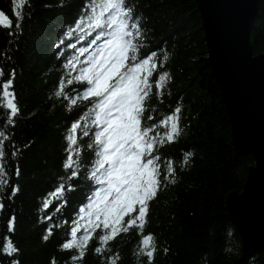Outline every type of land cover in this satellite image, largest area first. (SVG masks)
Masks as SVG:
<instances>
[{"label":"trees","instance_id":"obj_1","mask_svg":"<svg viewBox=\"0 0 264 264\" xmlns=\"http://www.w3.org/2000/svg\"><path fill=\"white\" fill-rule=\"evenodd\" d=\"M84 2L31 0L30 7L22 8V32L9 36V29L0 27L3 79H8L9 70L15 68L14 90L20 109L15 126L10 129L15 148L11 142L5 145L9 187L3 190L6 208L0 214V264H11L13 259L19 264H52L53 258L55 264H111L108 258L117 253L116 264H147V257L134 255L142 235L147 234L154 236L157 246L154 264H264V251H244L238 229L225 208V198L243 190L249 167L255 162L250 154L235 157L231 123L207 60L196 0H137L136 6L148 30V48L143 52L155 50L161 58L164 52L170 54L162 70L169 71L171 79L162 97L153 89L150 104L155 119L148 123H158L177 105L182 108V134L172 142L165 139L163 145H157L161 172L166 173L167 161L171 160L176 183H166L150 201L143 233L135 227L120 233L109 242L110 250L102 254L94 252L99 242L93 237L83 259L75 262L69 258L76 250L60 247L70 238L71 222L78 206L85 202L86 185L90 182L81 171L80 177L71 181L76 190L65 193L68 203L59 212L55 211L59 200H53L48 209L43 208V201L57 186L58 178L67 174L63 169L67 130L88 105L87 101L78 100L69 110L70 101L55 96L60 79L68 71L64 56L57 53L60 49H64V55L72 52L64 45L59 49L56 45L61 38L65 44L76 43L74 38L64 37L63 32L66 26L74 25ZM14 7L13 0H0V10L15 21ZM252 47L255 55L264 54V0L259 1ZM4 49H9L11 60H5ZM78 87L65 85L69 94ZM3 115L0 108V117ZM3 124L0 119V126ZM156 131L162 134L165 128L160 126ZM89 141L90 136L79 135L84 162L93 158L87 148ZM13 150H18L15 156ZM188 152L193 156L185 163ZM16 167L19 176L15 175ZM17 185L19 191L11 197V188ZM13 214L14 231L9 232L7 220ZM47 215H52V221L44 218ZM50 224L55 226L53 234L45 241L43 236ZM8 239L19 250L11 256L2 251Z\"/></svg>","mask_w":264,"mask_h":264},{"label":"snow or ice","instance_id":"obj_2","mask_svg":"<svg viewBox=\"0 0 264 264\" xmlns=\"http://www.w3.org/2000/svg\"><path fill=\"white\" fill-rule=\"evenodd\" d=\"M13 4L15 21L0 10V27L9 29V36L23 31L22 8L30 7L31 0H13ZM136 6L137 0H85L74 25L66 26L63 32L64 37L74 38L76 43L65 44L61 38L56 45L58 49L64 45L72 52L64 55V49H60L57 53L64 56V68L68 71L60 79L55 96L69 100V110L78 100L88 102L86 110L71 122L65 136L67 155L63 169L67 174L58 178L57 186L47 194L42 205L48 209L53 200H59L61 203L55 209L59 212L68 203L65 193L76 190L77 186L71 181L84 171V178L90 182L86 185L85 202L78 206L76 218L71 222L70 238L60 245L63 250H76L69 258L73 262L83 259L93 237L99 242L94 252L102 254L120 233H127L133 227L143 233L150 201L166 183H176L171 160L167 161L166 173L162 174L157 145H163L165 139L172 142L182 134V108L177 105L158 123H148L155 119L150 104L153 89L162 97L171 79L170 72L162 70L170 54L164 52L161 58L158 51L143 52L148 48V30ZM86 37L91 39L86 40ZM81 41L85 42L84 46L78 47ZM8 53L9 49L3 50L6 61L12 59ZM4 75L5 69L0 66V108L4 110L0 117L4 120L0 126V214L6 208L3 190L9 187L5 145L11 142L15 148L10 129L15 126V117L20 112L14 90L15 68L9 70L8 79H3ZM66 84L79 87L69 94ZM160 126L165 128L162 134L156 131ZM80 134L90 136L87 143L93 153L90 162L81 160L84 146L78 142ZM17 151L13 150L12 155ZM192 156V152L186 153L185 163ZM19 174L16 167L15 175ZM18 191V185L12 187L11 197ZM44 218L53 219L52 215ZM14 222L13 214L7 220L9 232L14 231ZM53 227L50 224L46 229L45 241L53 234ZM156 250L154 236L142 235L134 255L145 256L147 264H154ZM2 251L11 256L19 250L8 239ZM117 256L118 253L108 258L111 264H116ZM11 264H19V260L13 259Z\"/></svg>","mask_w":264,"mask_h":264},{"label":"water","instance_id":"obj_3","mask_svg":"<svg viewBox=\"0 0 264 264\" xmlns=\"http://www.w3.org/2000/svg\"><path fill=\"white\" fill-rule=\"evenodd\" d=\"M260 0H196L208 63L221 89L235 157L254 165L241 192L225 198L245 252L264 251V54L255 55L252 35Z\"/></svg>","mask_w":264,"mask_h":264},{"label":"bare ground","instance_id":"obj_4","mask_svg":"<svg viewBox=\"0 0 264 264\" xmlns=\"http://www.w3.org/2000/svg\"><path fill=\"white\" fill-rule=\"evenodd\" d=\"M258 9H259V7H258ZM251 40H252V38H251ZM208 58V57H207Z\"/></svg>","mask_w":264,"mask_h":264}]
</instances>
